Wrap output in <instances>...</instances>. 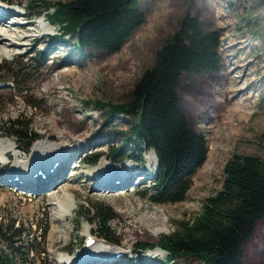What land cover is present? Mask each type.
<instances>
[{"label":"rangeland","instance_id":"obj_1","mask_svg":"<svg viewBox=\"0 0 264 264\" xmlns=\"http://www.w3.org/2000/svg\"><path fill=\"white\" fill-rule=\"evenodd\" d=\"M10 1L15 17L22 16L20 21L24 22L29 19L26 26H32L40 25L44 19V15L39 16L43 10L39 3L68 0ZM35 3L38 9L30 8ZM139 8L145 22L118 53L78 47L76 36L62 37L60 26L54 25L49 34L31 28L30 35L36 37L27 51L22 49L11 57L0 58V138L7 130L2 129L4 125L8 128L10 121L19 118L39 135L41 141L35 145L66 142L71 153V147L78 148L72 154L67 148L51 175L53 183L46 187L49 177L40 193L0 182V223L3 229L12 222L15 228L23 229L21 245L28 247L23 250L25 255L15 258V264H59L67 252H80L88 236L96 238L98 246L106 247L105 240L98 235V223L81 214L85 210L94 213L93 208L98 205L113 209L115 218L109 225L119 249L132 252L139 243L157 244L162 235L175 233L180 221H192L201 212L205 199L221 189L224 168L232 156L255 155L264 159V0H139ZM187 15L197 18L204 31L218 33L220 37V70L186 73L177 91L190 126L208 142L204 164L194 175L183 202L154 204L149 199L156 185L153 152L144 157L146 164L136 172V178L121 183L115 191L106 187L98 192L102 181L96 180L104 173L89 177L95 168L86 161L95 154L108 157L111 149L123 143L127 136L124 131L130 125L123 115L111 118L105 110L94 108L95 101H129L135 84L155 64L157 53ZM13 19L16 18L8 19L6 25ZM15 26L18 25L12 27ZM233 44L236 48H228ZM236 63L241 67L231 74ZM48 77L58 83L56 89H48ZM227 87L229 96H224ZM56 91L62 96L60 99L56 98ZM234 108L236 112H232ZM62 136L70 139L64 140ZM21 140L1 138L0 143L9 141L15 147L16 141L27 148ZM133 154L139 156L137 151ZM4 159L0 158V168ZM126 165L134 163L126 161L118 167ZM54 184L55 188H66L77 205L71 217L62 221L57 220L59 208L53 206L51 212L52 202L46 197ZM153 214L159 221H148ZM159 229L164 231L157 233ZM0 248L9 250L4 238L0 239ZM29 249L33 252L29 253ZM166 255L167 252L156 248L131 254L117 264H164ZM176 264L203 263L177 258ZM245 264H264V220L245 247Z\"/></svg>","mask_w":264,"mask_h":264},{"label":"trees","instance_id":"obj_2","mask_svg":"<svg viewBox=\"0 0 264 264\" xmlns=\"http://www.w3.org/2000/svg\"><path fill=\"white\" fill-rule=\"evenodd\" d=\"M39 5L43 7L39 16L60 26L62 37L74 35L79 47H97L111 54L118 53L145 22L139 0L43 1ZM39 5L30 8L38 9ZM219 46L218 33L204 31L197 18L187 15L157 53L155 64L135 84L129 101L94 103V108L105 110L111 118L123 115L130 125L124 131L127 136L123 143L110 150V160L120 163L130 159L144 164L145 155L155 153L158 171L154 195L149 197L154 204L183 202L194 175L207 158L208 142L190 126L177 91L186 73L220 70ZM10 122L8 128L5 126L7 136L23 139L27 143L23 149L28 150L38 135L19 118ZM100 156H90L86 162L94 165ZM93 209L94 213L85 210L81 214L98 223L101 238L116 244L109 225L115 218L113 209L104 205ZM263 220L264 159L235 154L224 168L221 189L205 199L192 221H180L172 235H162L157 244L139 243L137 249L161 248L167 252L168 264H176L177 258L203 264H245V247ZM3 228L0 223V239L8 242L9 250L0 248V264H15V258L25 255L23 250L28 248L21 245L23 229L15 228L14 222Z\"/></svg>","mask_w":264,"mask_h":264},{"label":"bare ground","instance_id":"obj_3","mask_svg":"<svg viewBox=\"0 0 264 264\" xmlns=\"http://www.w3.org/2000/svg\"><path fill=\"white\" fill-rule=\"evenodd\" d=\"M8 14L9 13L6 12L5 9L0 8V58L11 57L15 53H17L18 51H22V49H25V51H27L30 48V46H29L30 44L29 43H31L36 37L35 35H30L31 28L32 29L35 28L39 32L43 31V30H46L45 28L43 29V27L46 26V25H42L43 22L40 23V25L39 24L38 25L37 24H32V26H26V25H29V24H25V23H22V25H18V26H15V27H12L13 25L12 26L11 25H6L5 22L9 19L8 18ZM14 18H16V19H13L12 21H16L18 24H21V22H23V21H20L21 18H23L22 16H16ZM11 23L12 22H10V24ZM9 26H11V27H9ZM228 48H236V44H233V45L229 46ZM240 67L241 66L236 63L235 64V69L232 70L231 74L236 72ZM64 76L65 75H63V77ZM48 78H49V82L47 83V85H48V87H50L48 89H51V88H55L56 89L58 83L57 82L55 83L51 79L52 77H48ZM228 89L229 88L227 87L226 90L224 91V94H223L224 96L228 95V93H229V92H227ZM55 94H56V98L60 99V97H62L61 95L59 96V92L58 91H56ZM232 112H236V108H234V110ZM62 137H63V139L66 138L64 140L70 139L69 136H62ZM48 143L41 142V144H37V145H35L36 144L35 143L34 144L35 147L34 148L32 147L31 155L28 156L25 160H23L21 156L19 157L17 155V159H16V166L17 167H16V169H15V162H14L12 169H9L8 172H11L10 174L13 175L17 171H21L20 168L22 166H26L28 168V171L25 174V178H26V180H29V177L31 175V172H30L31 169H33V167H35V166H39L38 164L35 165L37 162L40 164V166L47 167V168L51 169V167L54 165L56 160L62 158L64 156V154L67 153L68 145L66 144V142H63L62 144H57V145H51V144H48ZM69 148H68V153L70 152ZM12 150H14V146L9 141L8 142H1L0 143V151H2V152H1L0 158L1 159L5 158L4 159V162H5L6 156L8 155V153H11ZM29 157H30V159L28 160ZM19 158L22 160V162L20 161ZM154 159H155V161H154V164H155L156 157H154ZM27 160H28V162H26ZM32 163H34L35 166H32L31 165ZM107 168L109 169L108 164L104 160H102L99 163V165L97 167H95V169H93L91 171V173L89 175V177H95L96 178L97 175H99L101 173L102 174L104 173L102 176H100L96 180L99 183H101L100 180L103 177L102 178L103 181H102L100 187L99 186L97 187V189H99L98 192H101V193H102V189L106 188V187L107 188L110 187L112 189V191H115V190L119 189V187H118L117 189L114 190L115 187L112 184V180L107 179L108 176H110V178H113V175L111 174V172L107 171ZM3 169H4V167H3V165H1L0 173H2L1 171ZM138 170H140V169H135V167H133L132 165H126V166H121L119 169H117L116 174H120V172L122 173L121 176H123L124 181H121V183H124L125 181H131L133 178H136L137 177L136 172ZM142 173H145V172H142ZM10 174H8V175L12 177V175H10ZM8 175L5 176V178L2 179L4 184H6L5 183L6 181H8L6 179V178L9 177ZM106 175H108V176H106ZM0 177H2L1 174H0ZM141 178H143V177H141ZM56 179L57 178H55V181H56ZM53 180H54V178L52 176H50V182H48L46 187L49 186V184L53 183ZM63 180H65V179H63ZM143 182L144 181H140L141 184ZM45 183L36 182L33 187L27 185L28 186L27 187L28 190L27 189H21V190L30 191V192H33V194L35 192H38V191L40 193V190H41V188L43 187V185ZM7 184H9V183H7ZM59 184L60 183H57L56 185H59ZM13 186H16V185H13ZM46 197L52 202V205H50L51 206L50 207V211L51 212L53 211V206L54 207L57 206V208H59V215L60 216L57 217V220L62 221L64 219H67V218L71 217L72 213L77 208L75 199H74V197L71 194L68 193V190L66 188H62V189L55 188V184L53 185L52 192L46 193ZM152 220L153 221H159V219H158L156 214H153L152 216L148 217V221H152ZM163 231H164L163 229H159L157 231V233L163 232ZM98 245L99 244H96L95 248H92V249H83L81 254L74 255L72 257H69L68 255L64 254L60 258L59 264H77L78 262L81 261V259H83V261H82L83 263H81V264H98V263L101 262L100 259L99 258H95V257H90L91 256L90 254H94L95 251L97 253L98 252H103L104 255L102 257L107 258V252H108L106 247H100ZM116 253H117V251H113L112 255H115Z\"/></svg>","mask_w":264,"mask_h":264}]
</instances>
